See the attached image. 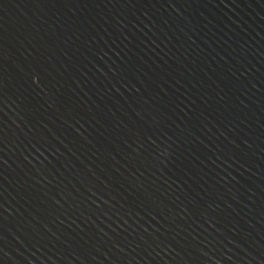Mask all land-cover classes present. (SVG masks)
Instances as JSON below:
<instances>
[{
    "label": "water",
    "instance_id": "obj_1",
    "mask_svg": "<svg viewBox=\"0 0 264 264\" xmlns=\"http://www.w3.org/2000/svg\"><path fill=\"white\" fill-rule=\"evenodd\" d=\"M0 264H264V0H0Z\"/></svg>",
    "mask_w": 264,
    "mask_h": 264
}]
</instances>
